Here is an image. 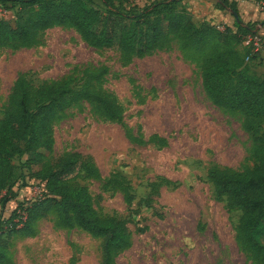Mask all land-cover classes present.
I'll list each match as a JSON object with an SVG mask.
<instances>
[{
	"label": "rangeland",
	"instance_id": "rangeland-1",
	"mask_svg": "<svg viewBox=\"0 0 264 264\" xmlns=\"http://www.w3.org/2000/svg\"><path fill=\"white\" fill-rule=\"evenodd\" d=\"M152 1L159 0H136L132 6L142 9ZM93 3L103 9L98 0ZM237 3L242 21L254 23L264 42L259 4ZM7 7L0 18L12 20L19 7ZM38 41L35 48L0 49V118L19 76L33 87L60 82L78 90L93 69L107 67L108 75L94 88L113 98L144 143L133 145L119 125L84 104L53 129L52 151L44 152L47 160L67 153L88 157L98 170L100 181L79 174L75 182L88 189L98 214L128 222L131 247L116 264H252L235 240L240 212L229 213L225 201H216L207 179L212 167L239 172L253 167L247 136L237 121L207 102L195 64L172 46L123 65L119 51L93 49L66 28L42 32ZM245 58L246 74L264 80V59ZM152 136L167 146L146 143ZM37 169L24 158L11 159L8 183L16 197L0 210L4 218L17 203L46 195L44 182L34 177ZM38 231L34 238L12 239L15 264H102L101 239L55 229L49 219L39 221ZM260 242L264 245V236Z\"/></svg>",
	"mask_w": 264,
	"mask_h": 264
},
{
	"label": "trees",
	"instance_id": "trees-1",
	"mask_svg": "<svg viewBox=\"0 0 264 264\" xmlns=\"http://www.w3.org/2000/svg\"><path fill=\"white\" fill-rule=\"evenodd\" d=\"M0 0V9L18 10L13 19L0 18V49L35 48L38 35L53 28L73 30L89 47L119 51L122 64L170 50L175 46L184 60L200 71L201 88L207 102L221 114L239 123L247 136L246 153L251 169L235 171L212 167L207 172L215 200L226 202L227 211H239L235 240L252 264H264V80L249 76L245 61H258L251 46H243L258 28L244 23L236 1L215 0L216 8L229 11L233 30L207 22L195 24L183 0L152 1L142 9L136 0ZM264 13V0H254ZM264 26V20L259 23ZM109 73L107 67L92 70L85 86L74 90L60 82L39 87L24 76L15 81L0 118V210L16 197L8 183L11 159L24 158L37 167L34 177L44 182L46 195L29 203H17L8 217L0 213V264H15L9 250L14 237L34 238L38 223L49 219L55 229L80 230L102 240V264H116L117 257L131 247L125 219L104 217L93 206L88 189L75 182L83 174L100 181L88 157L67 153L47 160L54 145L53 129L70 110L86 104L110 123L121 127L133 145L141 146L139 130L127 126L113 98L95 90ZM146 143L166 147L167 141L152 136ZM4 192V193H3ZM130 203V199L127 200Z\"/></svg>",
	"mask_w": 264,
	"mask_h": 264
},
{
	"label": "crops",
	"instance_id": "crops-1",
	"mask_svg": "<svg viewBox=\"0 0 264 264\" xmlns=\"http://www.w3.org/2000/svg\"><path fill=\"white\" fill-rule=\"evenodd\" d=\"M184 3L192 15V21L195 24L207 22L210 25L218 27L219 29L222 26L233 28L234 18L231 16V13L226 10H218L216 8L215 0H184ZM237 5L239 6L238 3ZM256 8L257 11L261 10L259 5ZM245 10L247 11V9Z\"/></svg>",
	"mask_w": 264,
	"mask_h": 264
},
{
	"label": "built area",
	"instance_id": "built-area-1",
	"mask_svg": "<svg viewBox=\"0 0 264 264\" xmlns=\"http://www.w3.org/2000/svg\"><path fill=\"white\" fill-rule=\"evenodd\" d=\"M229 1H236L238 0H229ZM244 46H251V49L254 54L258 55V59H264V42L261 37L257 34L254 36L247 37L244 41Z\"/></svg>",
	"mask_w": 264,
	"mask_h": 264
}]
</instances>
